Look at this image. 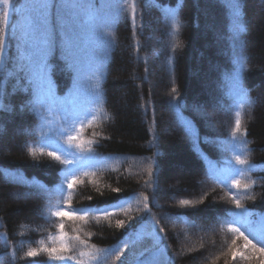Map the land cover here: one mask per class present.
<instances>
[{
	"label": "trees",
	"instance_id": "trees-1",
	"mask_svg": "<svg viewBox=\"0 0 264 264\" xmlns=\"http://www.w3.org/2000/svg\"><path fill=\"white\" fill-rule=\"evenodd\" d=\"M90 2L99 9L108 0ZM11 3L23 8L10 9L0 63V168L7 170L0 171V264H262L264 255L246 247L232 229L261 246L256 235L264 233V0H241L247 68L242 95L230 85L236 53L227 0H124L107 10L119 13L106 29L115 41L107 52L92 38L83 13L69 7L42 14L47 0ZM204 9L217 20V46L212 28L204 29ZM69 24L78 43L75 93L77 73L63 47ZM207 66L214 67L213 89L205 94L193 77ZM97 70L103 72L98 104L90 92ZM62 109L75 111V124ZM237 118L241 126L233 136ZM69 135L77 139L69 141ZM49 141L62 150L56 153L61 160L65 152L75 157L73 164L49 157ZM70 167L77 173L72 188L73 178L64 175ZM116 203L121 206L111 207L107 217L54 215ZM61 223L72 251L53 255L73 260L49 255L61 246ZM76 236L85 245L71 239ZM239 247L250 262L235 258ZM30 251L37 255L29 257Z\"/></svg>",
	"mask_w": 264,
	"mask_h": 264
},
{
	"label": "snow or ice",
	"instance_id": "snow-or-ice-1",
	"mask_svg": "<svg viewBox=\"0 0 264 264\" xmlns=\"http://www.w3.org/2000/svg\"><path fill=\"white\" fill-rule=\"evenodd\" d=\"M124 0H115V2H112V0H108L107 3L102 4L99 9L95 8V6L90 2V0H85V2H76L71 5H65L60 2V0H47V3H44L40 6L42 14L43 12H46L48 9H54L57 11V13H60L65 8H71L73 11H75L77 14L83 13L87 18V23L91 26L92 32H93V39L98 42L101 45V48L103 51L107 52L109 48H111L115 41L114 39L110 38L111 33L110 31H106V29H109L110 25L114 24L116 20L119 18V13L116 15H112L108 9H112L114 7H117L118 5H122ZM0 4L3 5L2 13H0V63L3 62V57L5 55V52L7 50V44H6V35H7V26L9 24L10 20V9L16 12L22 11V8H15V6L11 3V0H0ZM179 6V4H178ZM227 7L231 9L232 11V28H233V49L236 53L235 58V64L236 68L233 72V74L230 77V85L232 89H234L237 93V95H242L244 93L243 85H242V79L243 74L247 71L246 68V62L244 57V45L240 39L241 31H242V22L240 17V9L242 7L241 0H227ZM121 11H124L123 8H121ZM132 11H133V24H135V12H136V4H132ZM67 32L65 34V39L63 43L65 57L68 63V67L72 69L74 72L77 73V77L74 78V85H73V92H77L79 89L77 87V79L79 76V70L76 67L75 63V56H76V49L78 47L77 43V37L75 33L72 30L71 24L67 25ZM34 70L39 71V63L37 62L35 64ZM103 78V72L97 70L94 76V82L90 86V92L93 94V102L99 103L102 100V89H101V80ZM177 89L175 87L172 88V93H176ZM41 103V100L39 96L37 97V100L33 102L31 105V108L33 111H35L37 104ZM64 111V119L66 121L70 120L75 124L77 120V116L74 110L69 111L68 109H62ZM237 117H239V113L236 114ZM41 119L43 117L41 116ZM81 126H83V121H80ZM240 119L237 118L235 121V129L233 131V136H235V133L240 130ZM189 132L191 130L189 129ZM69 141L77 139L76 135H69L68 136ZM47 147L51 148V151L47 152V155L51 157L53 160L60 161V163L64 165H72L73 164V158L70 153L65 152V158L61 160V157L57 155L56 153L58 151H62L59 149L54 142L49 141L46 145ZM79 147V145H78ZM34 155V153H33ZM237 162L239 164H245L246 161L240 159L239 157L236 158ZM0 171H7L5 169L0 168ZM64 175L71 176L72 182L68 184L69 188H72L73 184L76 182V170L74 167L66 168ZM233 186L236 188H240V182L239 180L233 181ZM248 185H244V188L247 189ZM63 189L61 188V192ZM113 191H119L118 189H113ZM147 199V197H145ZM183 205H187L189 201L183 200L181 201ZM236 207L241 208V204L239 200L235 201ZM120 207L121 204L116 203L113 205H104V206H92L88 205L81 209H72L70 211H57L54 213L57 217H69L72 219H79V220H87L89 216H95L97 213H102L105 217L112 215V212L110 211L111 207ZM147 207V205H145ZM240 223H244L246 221H237ZM118 227H123L124 222L123 221H117ZM61 235L59 237L61 241V246L59 249L52 248L49 252L50 258L58 259V260H73V256H66V255H53L56 253H65L72 251V248L70 245L66 242V234L63 232L64 225L61 223L59 225ZM232 231L239 232L240 236L244 237L245 240V246H250L253 250L259 252L261 255H264V233H260L256 235V238L261 245L260 247H257L256 244L252 243L251 240L248 239L247 236H244L243 232H240L238 228H233ZM74 241H78L81 245H85V242L80 240L78 236L71 238ZM47 251V250H46ZM36 252H28L29 257L36 256ZM81 256L84 255L83 252L80 253ZM79 264V262H78ZM264 264V262H262Z\"/></svg>",
	"mask_w": 264,
	"mask_h": 264
},
{
	"label": "rangeland",
	"instance_id": "rangeland-1",
	"mask_svg": "<svg viewBox=\"0 0 264 264\" xmlns=\"http://www.w3.org/2000/svg\"><path fill=\"white\" fill-rule=\"evenodd\" d=\"M2 10H3V5L0 4V13H2ZM202 16L205 17V19H206V20L204 19L205 22H206V24H205V26H204V29H205L206 31H208L209 28H212L211 33H210V31H209V35L211 36L212 39H214L212 45H213V46H217V38H215L216 35H217V34H215V33H217V27H215V26H216V23H217V20L214 19V17L211 15L210 10H208V9H204V10L202 11ZM212 17H213V18H212ZM216 17H217V16H216ZM214 22H215V23H214ZM83 23H84L85 25L88 24V23H87V18L84 19V22H83ZM212 36H215V37H212ZM212 39H211V40H212ZM213 55L215 56V54H213ZM207 58H208V57H207V55H206L205 53H204L202 56H200V59H201L200 65H201V67H203V66H202V65H204V64H203V61H206ZM197 65H198V64H197ZM200 65H199V67H200ZM209 65H210V63H209ZM199 67H198V69H199ZM204 68H205V67H204ZM213 71H214V67H213V66H207V68H205L203 74H202L201 70H197L196 73H195V76L193 77V78H195V80H196V79L198 80V81H196V82H197V84H198L201 88L204 89L205 94H206V93H209V90L213 89V80H212V76H211L212 73H213ZM132 80H134V79L132 78ZM161 82H162V81H161ZM211 104H212V102H211ZM211 116L217 118V115H216L215 113H212V114L210 115V117H211ZM218 119H219V118H218ZM219 121H220V120H219ZM214 123H215V124L218 123L217 119L215 120ZM208 124L211 125L212 122H211V121H208ZM161 132H164V133L167 134L168 131H167V129L163 126V127L161 128ZM15 133H16V134H19L20 131L17 129ZM74 159H75V157L73 158V160H74ZM172 190H173L174 192H179V191H180L177 187H175V188L172 189ZM182 192H184V191H182ZM13 201H15V200H13ZM15 202H19V203H21L22 201H15ZM212 230H213V226L210 227V229L208 230V232H211ZM248 254H249V253L246 251V249H245L244 247H239L234 255H235V258H236L237 260H240V261H242V262H244V261L250 262V261H251V257L248 256Z\"/></svg>",
	"mask_w": 264,
	"mask_h": 264
}]
</instances>
